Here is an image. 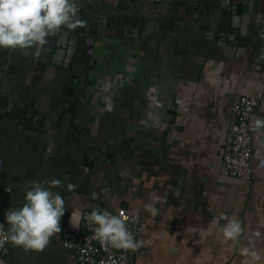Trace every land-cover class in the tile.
Segmentation results:
<instances>
[{
    "label": "crops",
    "instance_id": "1",
    "mask_svg": "<svg viewBox=\"0 0 264 264\" xmlns=\"http://www.w3.org/2000/svg\"><path fill=\"white\" fill-rule=\"evenodd\" d=\"M199 1L212 6L217 0H78L82 20L92 26L104 18L106 28L121 33L129 17L134 27L142 17L165 26L141 38L95 35L88 61L109 40L111 57L94 64L115 66L117 73L107 76L113 88L95 89L99 101L93 106L54 105L48 65L33 60L19 83L7 75L0 53L5 226L6 210L24 202L27 181L56 178L61 187L54 190L65 197L61 228L81 230L82 219L79 228L70 223L77 207L125 208L139 218L137 240L143 243L133 264H264V256L243 251L249 244L264 250V125L253 133V179L230 178L223 169L233 103L240 96H264V13L247 44L214 42L198 35L201 18L192 7ZM176 21L178 36H167ZM73 67L65 72L77 79ZM69 182L77 185L73 192L65 190ZM93 191L100 199H91ZM145 203L158 209L155 216ZM222 217L240 223L238 243L223 239ZM9 248L10 264H78L58 238L42 251Z\"/></svg>",
    "mask_w": 264,
    "mask_h": 264
},
{
    "label": "clouds",
    "instance_id": "2",
    "mask_svg": "<svg viewBox=\"0 0 264 264\" xmlns=\"http://www.w3.org/2000/svg\"><path fill=\"white\" fill-rule=\"evenodd\" d=\"M78 12V0H0V48L23 50L42 47L49 34L62 28L71 31L81 24L82 21L76 19ZM59 187L61 181L56 178L27 181L24 184V202L19 207L8 208L4 217L7 226L0 224V246L11 243L22 246L25 251H42L50 238L61 231L59 222L66 207L65 197L54 190ZM64 187L67 192H73L77 185L69 182ZM107 192L108 189L103 188L100 193ZM101 194L98 196L93 191L91 199H100ZM144 209L152 216L158 212L153 203H145ZM222 218L227 221L222 226L223 239L238 243L242 232L240 223L234 218ZM81 219L95 225L93 237L102 247L135 251L143 243L134 239L125 218L112 214L108 209L93 206L90 212H82L81 207L71 210L70 223L74 228H79ZM259 235V232L252 234L253 237ZM243 251H251L258 258L264 256V250L250 244L245 245Z\"/></svg>",
    "mask_w": 264,
    "mask_h": 264
},
{
    "label": "water",
    "instance_id": "3",
    "mask_svg": "<svg viewBox=\"0 0 264 264\" xmlns=\"http://www.w3.org/2000/svg\"><path fill=\"white\" fill-rule=\"evenodd\" d=\"M212 6H207L202 2H197L192 7L195 14L200 16L198 25L200 31L198 35L208 37L212 41L219 39L226 43H238L245 45L249 42L251 27L256 25L259 17L264 13V0H217ZM76 19L82 21L75 29L69 31L61 29L59 32L51 33L46 37V44L42 47H32L28 49H11L0 48V53H4L7 58L6 73L23 83L28 73L29 67L34 59H42V55H47L50 63L54 65L61 64L65 50L68 53L78 49L81 35L89 34L87 26L90 25L89 20H81V13L78 12ZM196 22L195 20H193ZM97 33H92L89 37L91 41V50L96 36H103L107 23L104 18L97 20ZM122 35L132 37H145L149 34H155L164 28V24L153 21L149 17H142L139 20L138 26H132L131 18L122 21ZM173 33H166L167 36H178V22L173 23ZM47 50V51H45ZM42 57V58H41ZM65 68V67H64Z\"/></svg>",
    "mask_w": 264,
    "mask_h": 264
},
{
    "label": "built area",
    "instance_id": "4",
    "mask_svg": "<svg viewBox=\"0 0 264 264\" xmlns=\"http://www.w3.org/2000/svg\"><path fill=\"white\" fill-rule=\"evenodd\" d=\"M235 121L230 130V142L223 156L225 174L234 179L251 181L253 179V133L264 125V96H240L232 105ZM256 121H260L259 124ZM86 210L85 212H90ZM112 214L125 218V223L138 238L141 231L139 218L126 210L118 208ZM0 224H3L0 218ZM95 225L82 219L81 230L72 231L61 228L51 238L60 239L65 250L71 252L78 264H133L136 250L116 249L101 244L93 237ZM9 243L0 246V264H10Z\"/></svg>",
    "mask_w": 264,
    "mask_h": 264
},
{
    "label": "rangeland",
    "instance_id": "5",
    "mask_svg": "<svg viewBox=\"0 0 264 264\" xmlns=\"http://www.w3.org/2000/svg\"><path fill=\"white\" fill-rule=\"evenodd\" d=\"M100 40H103V38ZM98 42L100 43V47H103L105 44L103 41H97V43ZM108 42L109 40L106 41V49H96V54L92 58V64L88 61L84 65L81 64L79 69L78 66L71 65V68L74 66L73 69L77 70H73L78 73L77 79L69 77L68 75L71 71H69V73L65 72V68L61 64L54 65L53 69H48V72L54 78V80L51 81L55 90L54 99H57L54 105H64L66 103L68 105L88 104L93 106L95 105L94 103L99 101L98 95L95 94V89L97 90L96 93L99 94L100 87L102 89H111L114 87L115 81L107 76L108 73H117L115 66L94 64L105 61L106 59H104V57H111V51L109 49L110 44L108 45ZM63 93L71 96L63 98ZM43 101H45V98H43Z\"/></svg>",
    "mask_w": 264,
    "mask_h": 264
},
{
    "label": "flooded vegetation",
    "instance_id": "6",
    "mask_svg": "<svg viewBox=\"0 0 264 264\" xmlns=\"http://www.w3.org/2000/svg\"><path fill=\"white\" fill-rule=\"evenodd\" d=\"M82 20V19H81ZM99 20V19H98ZM86 29H88L89 34H85V35H81L82 39L80 41V45L78 46V49L75 50L74 52L68 53L67 49L64 52L63 55V59L61 61V65H63V67H65L64 71H68L71 65H77V66H81V64H85L87 63L88 59L90 58V56L92 55L93 50H91V44H90V40L89 37L91 36L92 33H97V24H95L94 26L89 25L86 27ZM118 29L112 30V29H108L106 28L103 32V36L106 35H121L120 30L116 31ZM52 37L50 36H47ZM94 44V43H93ZM47 51V50H45ZM46 52L43 53L42 55V59L37 58L34 60H38L43 64L48 65V68H46V73L48 72V69L50 68H54V64L50 63L47 55H44ZM52 64V65H51ZM49 73V72H48Z\"/></svg>",
    "mask_w": 264,
    "mask_h": 264
},
{
    "label": "trees",
    "instance_id": "7",
    "mask_svg": "<svg viewBox=\"0 0 264 264\" xmlns=\"http://www.w3.org/2000/svg\"><path fill=\"white\" fill-rule=\"evenodd\" d=\"M90 44H91V41H90Z\"/></svg>",
    "mask_w": 264,
    "mask_h": 264
}]
</instances>
